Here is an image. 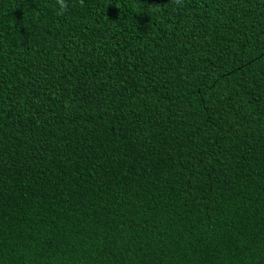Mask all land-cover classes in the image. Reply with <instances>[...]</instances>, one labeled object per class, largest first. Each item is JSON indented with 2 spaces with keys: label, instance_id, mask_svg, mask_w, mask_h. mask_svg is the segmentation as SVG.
Instances as JSON below:
<instances>
[{
  "label": "trees",
  "instance_id": "16d2710c",
  "mask_svg": "<svg viewBox=\"0 0 264 264\" xmlns=\"http://www.w3.org/2000/svg\"><path fill=\"white\" fill-rule=\"evenodd\" d=\"M67 2L0 0V264H264V0Z\"/></svg>",
  "mask_w": 264,
  "mask_h": 264
},
{
  "label": "clouds",
  "instance_id": "9594fccd",
  "mask_svg": "<svg viewBox=\"0 0 264 264\" xmlns=\"http://www.w3.org/2000/svg\"><path fill=\"white\" fill-rule=\"evenodd\" d=\"M68 7L69 4L67 0H55V11L57 15H64L67 12Z\"/></svg>",
  "mask_w": 264,
  "mask_h": 264
}]
</instances>
